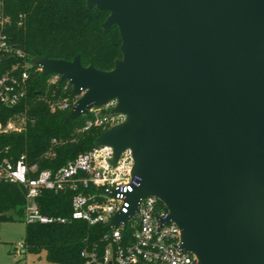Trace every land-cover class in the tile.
<instances>
[{
  "label": "water",
  "instance_id": "water-1",
  "mask_svg": "<svg viewBox=\"0 0 264 264\" xmlns=\"http://www.w3.org/2000/svg\"><path fill=\"white\" fill-rule=\"evenodd\" d=\"M108 9L122 56L110 69L37 56L72 93V118L116 98L125 118L94 145L132 149L127 192L153 193L196 264H264V0H86ZM82 91V92H81ZM114 194V192H112ZM116 212L108 225L125 220Z\"/></svg>",
  "mask_w": 264,
  "mask_h": 264
},
{
  "label": "trees",
  "instance_id": "trees-1",
  "mask_svg": "<svg viewBox=\"0 0 264 264\" xmlns=\"http://www.w3.org/2000/svg\"><path fill=\"white\" fill-rule=\"evenodd\" d=\"M8 16L4 29L9 40L19 47L24 58L37 56L70 60L79 53L83 65L110 69L122 56L117 24L105 31L102 22L108 9L89 7L86 0H2ZM26 96L15 106H0V120L14 112H23L24 125L16 131H0V160H16L25 154L26 161L38 168L57 169L80 152L90 149L105 129L86 121L91 111L67 118V109L49 107L48 99L73 97L72 85L65 81L46 82L47 74L29 68ZM55 139L54 141L52 139ZM48 153V154H47ZM71 190L42 189L36 196L41 212L67 215ZM25 188L17 181L0 177V221L23 219ZM24 220V219H23ZM102 225H88L81 219L66 222L25 221L22 247L27 252H45L55 264H85L81 251L97 245L104 247Z\"/></svg>",
  "mask_w": 264,
  "mask_h": 264
},
{
  "label": "built area",
  "instance_id": "built-area-1",
  "mask_svg": "<svg viewBox=\"0 0 264 264\" xmlns=\"http://www.w3.org/2000/svg\"><path fill=\"white\" fill-rule=\"evenodd\" d=\"M8 19L0 0V106H15L22 102L29 85V68L34 66L41 71L33 58H24L23 51L9 40L4 29ZM47 75V83L57 80L70 83L66 78L60 80L59 72ZM79 95L73 93V97L63 95L48 99L49 107L69 110ZM116 102L117 99L112 98L105 104L92 106L88 110L92 115L86 126L94 124L107 128L122 121L125 113L114 110ZM24 117L20 111L0 120V131L19 130L24 125ZM112 157L110 144L93 145L57 169H39L37 162L26 161L25 154H20L15 161L3 157L0 177L17 181L25 188L24 221L81 219L88 225L105 227L101 237L104 247L99 249L95 244L81 251L85 264H196V255L180 247L181 229L168 218L169 209L157 195L139 196L136 208L128 213L131 202L127 192L139 186L141 176L132 173L134 158L130 147L123 148L114 161ZM42 189L71 190L70 212L67 215L41 212L36 196ZM118 211L127 213L126 219L119 220L117 225H108L111 216Z\"/></svg>",
  "mask_w": 264,
  "mask_h": 264
},
{
  "label": "rangeland",
  "instance_id": "rangeland-1",
  "mask_svg": "<svg viewBox=\"0 0 264 264\" xmlns=\"http://www.w3.org/2000/svg\"><path fill=\"white\" fill-rule=\"evenodd\" d=\"M24 233L23 219L0 221V264H55L45 258L44 251H25V248L20 246Z\"/></svg>",
  "mask_w": 264,
  "mask_h": 264
},
{
  "label": "crops",
  "instance_id": "crops-1",
  "mask_svg": "<svg viewBox=\"0 0 264 264\" xmlns=\"http://www.w3.org/2000/svg\"><path fill=\"white\" fill-rule=\"evenodd\" d=\"M15 250H17V249L15 248Z\"/></svg>",
  "mask_w": 264,
  "mask_h": 264
}]
</instances>
